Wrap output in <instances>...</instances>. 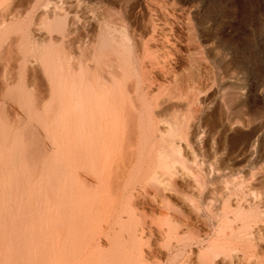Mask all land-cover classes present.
I'll use <instances>...</instances> for the list:
<instances>
[{
	"label": "rangeland",
	"instance_id": "374dc122",
	"mask_svg": "<svg viewBox=\"0 0 264 264\" xmlns=\"http://www.w3.org/2000/svg\"><path fill=\"white\" fill-rule=\"evenodd\" d=\"M105 20L141 36V51L161 49L158 56L171 65L168 76L159 75L166 86L176 73L185 76L189 63L174 62L193 50L200 84L186 93L184 114L196 137L190 148L183 144L182 161L168 151L177 160L171 174L151 147L160 145L159 133L145 151L136 140L115 162L100 165L118 166L109 195L94 189L73 196L68 43L76 39L78 52L81 39L87 32L97 38ZM0 211V238L46 225L59 232L52 245L57 264H67L69 212L81 240H91L72 249L79 261L86 258L78 264H264V0H0ZM112 243L123 253L102 258ZM2 253L0 243V264Z\"/></svg>",
	"mask_w": 264,
	"mask_h": 264
},
{
	"label": "bare ground",
	"instance_id": "6f19581e",
	"mask_svg": "<svg viewBox=\"0 0 264 264\" xmlns=\"http://www.w3.org/2000/svg\"><path fill=\"white\" fill-rule=\"evenodd\" d=\"M113 21L105 20L99 27L100 29L97 28L99 30L97 38H93L89 34L90 32H87L80 41L81 46L78 47V52L76 39L71 38L68 43L67 184L73 196L77 192L82 197L94 189L107 192L109 195L111 193L109 192L110 182L114 176L116 178L115 172L118 170H115L118 167L117 165L114 169L115 172L112 170L111 166L114 165V159L120 153V150L128 149L127 147L134 145L133 142L136 140L138 149L145 151L148 146H151L150 143L157 138L159 133L160 145L154 144L151 147L153 151H157L160 157H158L159 160H167V162L164 161L167 165L166 172L171 174L176 168L177 160L173 161L171 159L173 156H171L172 154L169 155L168 151L175 152L182 161V147L184 148L186 144L190 148L195 139L194 137H196L194 125L187 123L184 114L186 107L190 108L189 104L191 103L186 93L189 90L199 89L200 84L195 70L197 61L193 58V50L188 49V53L182 54L183 57L176 59L174 62L176 67L182 66V62L185 60L189 63L188 68L186 66L183 68L184 72H187L185 76L184 74H178L179 72L176 73L174 80L166 86L159 80V75L162 74L166 77L170 74L169 63H167L166 58L162 59L157 54L161 49H156L159 47L149 48L147 45L141 51L142 49L140 50L137 45L138 37L141 38V36H137L136 33V35L131 34L126 25H118ZM85 23V28L89 30L91 22L88 21V18ZM148 30L152 29L149 28ZM156 32L157 29H153L154 37ZM160 33L162 35V32ZM163 38L169 39L168 34H164ZM156 40L154 39V41ZM183 97H186L185 100H183ZM201 113L200 111V115L197 117L200 124L203 120ZM136 137L138 138L135 139ZM132 152L130 151V154ZM110 161H113V165L109 167L112 169L108 168V171L103 168L100 169L103 162ZM116 164L120 165L121 163ZM194 164L199 165L195 161ZM127 172L129 173L130 170H127ZM135 173L133 174L136 175ZM117 174L119 173L117 172ZM133 174L132 172L129 173L130 176ZM138 175L141 176L140 173ZM92 177H96L98 181L100 180L101 185H91L89 182ZM135 180H138V178ZM153 181L156 182L157 180ZM257 212L261 213L259 209ZM70 215L73 216V212L67 213V230H69L67 233V264H78V255L72 249L76 248L77 245H89L91 240L88 238L81 240V236L76 232V230H79V227H76L77 220L71 219ZM2 217L3 212L0 211V218ZM49 219L46 220V223L51 222ZM255 221L257 220L255 219ZM51 229L46 225V227L41 228L11 230L7 235L4 234L0 238V243L3 246L2 264H57V259L60 257L58 255L59 251L52 245L58 242L60 235L59 232H53ZM135 235L137 234L135 233ZM120 236L116 237V242L121 240ZM42 242H50V247L44 248ZM117 243H112L114 244V247H111L113 252L111 249L107 253L104 250L105 253L102 254V258H106L109 253H112V259H118L117 256L121 255L123 251L116 245ZM124 252L126 251L124 250ZM84 259L86 258L84 257L82 260ZM105 260L102 264H106ZM89 261L88 258L87 262ZM95 261L97 260L95 259ZM84 262L81 264H84ZM121 264L129 263L124 262Z\"/></svg>",
	"mask_w": 264,
	"mask_h": 264
}]
</instances>
